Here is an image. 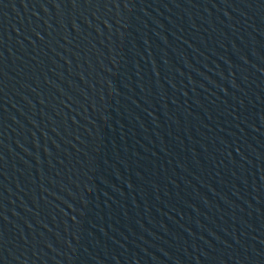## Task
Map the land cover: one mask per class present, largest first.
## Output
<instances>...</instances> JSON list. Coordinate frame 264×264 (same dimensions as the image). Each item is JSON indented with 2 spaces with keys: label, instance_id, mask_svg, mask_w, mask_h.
Instances as JSON below:
<instances>
[{
  "label": "water",
  "instance_id": "water-1",
  "mask_svg": "<svg viewBox=\"0 0 264 264\" xmlns=\"http://www.w3.org/2000/svg\"><path fill=\"white\" fill-rule=\"evenodd\" d=\"M0 264H264V0H0Z\"/></svg>",
  "mask_w": 264,
  "mask_h": 264
}]
</instances>
